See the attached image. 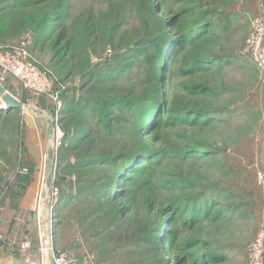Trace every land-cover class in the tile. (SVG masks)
I'll list each match as a JSON object with an SVG mask.
<instances>
[{
    "label": "rangeland",
    "instance_id": "obj_1",
    "mask_svg": "<svg viewBox=\"0 0 264 264\" xmlns=\"http://www.w3.org/2000/svg\"><path fill=\"white\" fill-rule=\"evenodd\" d=\"M262 2L0 0V31L27 25L0 32V50L30 38L55 77L42 96L0 80L24 106L0 117V179L40 170L48 246L91 264H247V245L264 235V71L240 52ZM202 17L214 33L186 45ZM203 57L224 62L184 73ZM197 85L212 91L188 90ZM153 93L154 117L139 126ZM192 207L208 215L191 223Z\"/></svg>",
    "mask_w": 264,
    "mask_h": 264
},
{
    "label": "built area",
    "instance_id": "obj_2",
    "mask_svg": "<svg viewBox=\"0 0 264 264\" xmlns=\"http://www.w3.org/2000/svg\"><path fill=\"white\" fill-rule=\"evenodd\" d=\"M264 11V0L261 5ZM264 18L257 16L252 22V31L244 42L240 56L250 60L259 70L264 71ZM30 38L19 44L0 50V80L10 78L19 87L34 96L48 95L54 85L55 77L31 55ZM256 180L264 187V170L258 172ZM51 264H91L92 256H82L70 250L46 248ZM247 264H264V235L258 233L245 250ZM22 264H42V259L35 257L29 243L20 248Z\"/></svg>",
    "mask_w": 264,
    "mask_h": 264
},
{
    "label": "crops",
    "instance_id": "obj_3",
    "mask_svg": "<svg viewBox=\"0 0 264 264\" xmlns=\"http://www.w3.org/2000/svg\"><path fill=\"white\" fill-rule=\"evenodd\" d=\"M42 173L39 169H17L0 179V264H22L20 248L29 243L42 264H51L46 248L54 237L43 216ZM51 224V223H50ZM45 238V240H44Z\"/></svg>",
    "mask_w": 264,
    "mask_h": 264
},
{
    "label": "trees",
    "instance_id": "obj_4",
    "mask_svg": "<svg viewBox=\"0 0 264 264\" xmlns=\"http://www.w3.org/2000/svg\"><path fill=\"white\" fill-rule=\"evenodd\" d=\"M205 20H206V17H202L201 19H199L195 23H193V25L189 28L187 35L185 34V36L183 37V40L185 41L186 45L191 44V43H193L195 41L201 40V38H203V36H205L208 33H210V34H213L214 33V31H210V30L205 31L204 30V26L205 25L202 22L205 21ZM25 21H26L25 18H22L19 21L10 20L9 22H7L4 25L5 26L4 29L2 31H0V32H4V34H7L8 36H10V38L16 37V36L20 35L23 32V30L26 28L27 25H26ZM209 23L211 24L212 22H209ZM43 24L40 26V28H38V30H40V29L43 30V28L45 27V25H43ZM44 31H46V30H44ZM194 31H195V33H194ZM47 32H49V31H47ZM41 36L42 37H40V38H43V39H46L48 37V35L47 36L41 35ZM43 39H41V40H43ZM155 50L156 51L157 50L159 51L160 50V46L156 47ZM162 50H161V52H162L161 53L162 54L161 59H163V51ZM221 62H224L223 57H219V58H215V57L214 58L213 57H203V58H199V59H196V60L192 61L190 64H188V66L184 70V73L185 74L186 73L187 74L188 73L189 74H193V73H195L197 71H199V72H201V71H203V72H211L215 68L216 65L217 66H220ZM154 78L156 79V81L159 84L162 83L161 79L158 77V75L156 73L154 75ZM198 87H201V89L203 91V94H205L207 96L212 91L207 86H203V85L202 86L197 85V87L193 86L191 88H188V90H190V92H191V91L195 90ZM160 98L161 97H159L156 93H153L152 95H150V100L147 102V104L145 105V107H143L142 110H139V113H138L139 114L138 115V124H139V126L147 125V123L149 122V120H151L152 117H154V115L152 113L153 112V109L150 112L149 111V107L150 106H152L153 108L156 107L157 104L161 100ZM142 101H144V100H141L139 103H141ZM8 115H10V113L0 110V117L1 116H8ZM195 116H196L195 117V120H197L199 117H204V114L196 113ZM157 123H158V121L155 119V122H153L152 125L156 126ZM117 173H120V172L117 171ZM128 180H129L130 183H132L131 182L132 178L131 179H128ZM198 211H200V214H198ZM207 213H208L207 211L196 210L194 207H192L188 211L189 221L191 223L199 222L201 218H203V217H205V216L208 215ZM140 240L142 241L143 239L141 238ZM144 242L149 244L150 243V239L149 238H146V239H144Z\"/></svg>",
    "mask_w": 264,
    "mask_h": 264
},
{
    "label": "water",
    "instance_id": "obj_5",
    "mask_svg": "<svg viewBox=\"0 0 264 264\" xmlns=\"http://www.w3.org/2000/svg\"><path fill=\"white\" fill-rule=\"evenodd\" d=\"M0 105L1 106L3 105L4 111L24 109V106L22 105V103L20 101H18L15 97L10 95L8 92H6V90L4 89V87L1 84H0ZM49 155H51L50 152H49ZM51 173L46 179V184H45L46 188H49L51 185V182H52V174ZM44 195L45 194L43 193V197H44Z\"/></svg>",
    "mask_w": 264,
    "mask_h": 264
},
{
    "label": "bare ground",
    "instance_id": "obj_6",
    "mask_svg": "<svg viewBox=\"0 0 264 264\" xmlns=\"http://www.w3.org/2000/svg\"><path fill=\"white\" fill-rule=\"evenodd\" d=\"M3 108H4V107H3ZM3 108H2V109H3Z\"/></svg>",
    "mask_w": 264,
    "mask_h": 264
}]
</instances>
